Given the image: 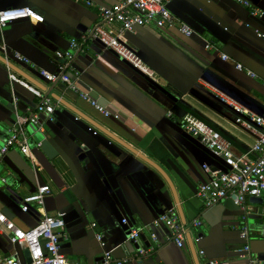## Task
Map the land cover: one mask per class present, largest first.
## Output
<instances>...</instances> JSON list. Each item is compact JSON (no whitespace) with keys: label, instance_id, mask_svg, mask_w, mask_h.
<instances>
[{"label":"crops","instance_id":"crops-1","mask_svg":"<svg viewBox=\"0 0 264 264\" xmlns=\"http://www.w3.org/2000/svg\"><path fill=\"white\" fill-rule=\"evenodd\" d=\"M118 1L0 0V9L30 7L42 17L40 22L22 20L0 29V55L48 90L53 84L45 81L39 70L56 73L61 62L57 54H73L71 39L98 22L97 7ZM247 1L248 7L233 0L173 1L169 10L177 22L192 29L191 36L183 35L177 27L159 29L152 24L119 37L147 67V73L97 41L74 53L71 65L78 76L71 79L78 91L116 119L98 113L65 84L57 83L51 91L164 171L190 225L187 232L199 264L212 260L246 264L236 252L244 244L239 236L243 226L252 252L264 257L263 201L248 199L245 219L231 197L205 208L195 195L198 185L207 181L202 165L222 172L228 171V166L186 133L180 122L184 115H191L218 131L234 153L249 152L252 136L233 122V111L215 96L222 93L264 117V0ZM253 10L262 15L253 16ZM116 28H109L112 35L116 36ZM206 43L216 49L206 50ZM15 54L29 62H18ZM221 54L229 59L223 61ZM235 63L256 78L237 71ZM10 71L0 63V149L18 120L31 114L38 102L29 91L9 82ZM51 100L52 119L46 115L39 118L43 132L31 124L23 126L32 159L12 149L0 160V178L6 180H0V212L22 230L35 227L42 215L60 213L67 235L60 243V254L77 264H103L105 251H111L110 264H194L186 238L179 248L166 240L170 230L165 224L148 228L164 209L174 208L164 178L105 135L92 137L84 120L75 122L72 112ZM38 142H42L40 148H36ZM82 153L85 160L79 159ZM38 186L50 189L43 207L29 205V211L22 212L23 199ZM195 220L201 222L199 227L191 225ZM138 229L144 238L126 242L131 231ZM96 233L102 235L104 249L95 239ZM153 234L156 240L151 238ZM147 243L152 251L138 259V251L149 248ZM0 257L27 262L25 251L11 245L1 233Z\"/></svg>","mask_w":264,"mask_h":264},{"label":"built area","instance_id":"built-area-1","mask_svg":"<svg viewBox=\"0 0 264 264\" xmlns=\"http://www.w3.org/2000/svg\"><path fill=\"white\" fill-rule=\"evenodd\" d=\"M175 0H120L111 6H98L99 20L87 32L81 34L78 38L71 39L70 48L73 54H57L61 62L57 65L56 73H49L40 69L39 74L49 83L65 84L71 91L78 93L79 97L88 102L98 113L106 118H117L104 107L91 100L86 93L79 92L71 77L78 76V72L72 67L71 63L74 53L77 54L83 50V47L92 41L99 42L106 50H109L119 56L121 59L130 63L140 71L147 73V67L143 65L136 54L127 46L120 42L119 37L126 33H133L139 27L155 25L159 29L177 27L185 36L193 34L192 29L183 23L177 22L168 5ZM238 4L248 7L247 0H233ZM86 5L93 6V3L86 1ZM253 16L262 15L261 12L253 10ZM33 20L42 21L39 13L30 7L10 8L0 10V29L6 27L15 21ZM117 25L116 36L110 33V27ZM264 38V35H261ZM206 50H214L210 43L205 44ZM3 50L5 47L3 46ZM15 57L24 63L29 61L18 54ZM220 58L227 61L229 57L221 54ZM235 69L245 73L251 78L256 75L244 69V67L235 63ZM10 71V70H9ZM8 80L11 84L16 83L29 91L36 99L37 105L35 110L18 120L16 126L12 128L3 147L0 149L1 158L12 149H18L25 157L32 159V152L28 145V140L24 134V125L31 124L37 127L40 132L43 128L40 125V116L46 115L49 120L52 119L54 106L50 97L45 96L44 92L19 77L13 71H10ZM216 98L234 113L233 122L247 134L252 136L253 142L249 152L245 155H238L233 152L231 143L225 139L218 131L191 116L184 115L180 122L183 130L196 138L202 145L208 148L215 156L223 159L228 166V171L213 170L208 165H202V170L206 174L207 181L200 183L195 191V195L202 202L205 208H210L218 202L234 197V203L244 211V217L247 216L245 202L250 198L261 199L264 203V117L256 115L231 100L222 93L215 94ZM78 119V118H76ZM93 135H98V131L90 127ZM41 142L36 144L40 148ZM249 155H254L250 157ZM2 183H6L5 178H0ZM50 195L48 186H38L34 194L26 196L21 206L22 212L29 211V205L43 207L44 200ZM264 225V215L262 217ZM125 223V221H123ZM159 223L165 224L170 233L166 240L174 243L177 247H182L185 241L187 230L179 222V218L174 209L166 211L164 215L159 216L154 221V225ZM64 220L60 213L55 215H42L35 227L29 230H22L15 225L10 219L0 212V233L6 235L11 245L27 251L29 262L22 263L17 257H0V264H77L60 254V243L67 239L64 231ZM193 227H199L200 221H193ZM92 228L95 224L91 225ZM141 229L132 230L128 236V241H136L140 236ZM264 235V232H263ZM240 239L244 244L236 250L239 259L246 261V264H264V258H259L251 251L249 246V234L246 226L239 231ZM151 238L156 240L155 236ZM95 239L100 247L104 249L105 243L101 234L96 233ZM198 237L195 241H199ZM152 248L140 249L138 259L145 258ZM199 255L204 256L203 251ZM104 264H110L112 261L111 251H105L103 254ZM118 264H121L120 262ZM209 264H227L224 261L212 260Z\"/></svg>","mask_w":264,"mask_h":264},{"label":"water","instance_id":"water-1","mask_svg":"<svg viewBox=\"0 0 264 264\" xmlns=\"http://www.w3.org/2000/svg\"><path fill=\"white\" fill-rule=\"evenodd\" d=\"M177 1V0H175ZM173 2V1H172ZM169 8V5H168ZM0 10H4V9H0ZM257 20V19H256ZM22 21V20H20ZM17 22V21H15ZM14 23V22H13ZM10 25V24H8ZM140 28V27H139ZM20 56V55H19ZM15 60H17L19 62V60L15 57ZM26 59V58H25ZM28 60V59H27ZM21 62V61H20ZM0 63H2L3 65H5L9 70L13 71L15 74H17L19 77H22L23 79H25L27 82H29L30 84L34 85L35 87H37L38 89H40L42 92H45V96H49L54 99L58 104L62 105L64 108L68 109L70 112L73 113L74 117L73 120L75 122H79L80 119L84 120L87 123L86 126V131L92 136V137H99L100 135H105L107 138H109L111 141H113L114 143L118 144L119 146L123 147L126 151L130 152L132 155L136 156L140 161H142L143 163H145L146 165L150 166L151 168H153L154 170H156L165 180V182L167 183L171 195H172V199L174 202V208L173 207H169L167 209H164L161 214L159 216L164 215V213H166V211H169L171 209H174L175 212L178 215L179 218V222L185 227V229L188 231V229L190 228V225H188L186 223V219L184 218L183 215V208L182 205L176 195V191L172 185V183L170 182V180L168 179L167 175L164 173V171L155 163L153 162L149 157H147L144 153L140 152L137 148H135L134 146H131L130 144H128L125 140L121 139L120 137L116 136L115 134H113L112 132L108 131L104 126H102L101 124L97 123L96 121L90 119L89 117H86V115H84L83 113H81L77 108L73 107L70 103H68L67 101H65L64 99H62L59 95H56L55 93H51V91L53 90V88L55 87V85L57 84L52 83V88L50 89H46V87L44 85H42L41 83L37 82L35 79L29 77L28 75H26L23 71H21L18 67H16L14 64H12L11 62H9L6 58L2 57L0 55ZM24 63V62H22ZM26 64V63H24ZM44 70V69H42ZM46 71V70H45ZM50 73V72H49ZM41 76V75H40ZM44 80L45 78L42 77ZM46 81V80H45ZM16 84V83H13ZM18 85V84H17ZM20 86V85H19ZM23 88V87H22ZM78 118V119H76ZM92 127L95 130L98 131V135L94 136L92 131L89 130V128ZM42 143V142H41ZM42 146V145H41ZM87 158L85 153H82L79 157L80 160H85ZM232 199H234V197H231ZM253 200H257L259 202H262L261 199L258 198H251ZM158 216V217H159ZM155 218V220L158 219ZM154 220V221H155ZM154 221H152V223L148 224V228L150 229H154L157 228L159 225H162L163 223H159L158 225H154ZM147 228V226H146ZM152 232V231H151ZM154 235V234H153ZM155 236V235H154ZM140 237L144 238V236H142V234H140ZM199 237V236H198ZM187 244L189 246L192 258H193V262L194 264H199V260L198 257L196 255V249L194 246V243L192 242L191 239V235L189 232L186 233L185 235ZM128 239V238H127ZM103 240V239H102ZM9 242V241H8ZM126 242H133L132 240H127ZM147 247L150 248V243H147L146 245ZM250 246V245H249ZM251 248V247H250ZM252 251V250H251ZM25 255L27 257V262H29L28 259V253L27 251H25ZM238 257V254H237ZM261 259H263L264 257H259ZM104 264V261H102ZM209 264V263H208Z\"/></svg>","mask_w":264,"mask_h":264}]
</instances>
